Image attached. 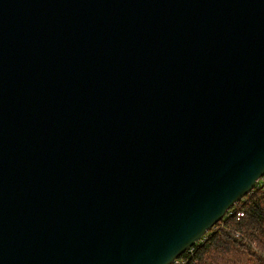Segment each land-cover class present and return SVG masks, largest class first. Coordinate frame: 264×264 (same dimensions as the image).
Wrapping results in <instances>:
<instances>
[{
	"label": "water",
	"instance_id": "1",
	"mask_svg": "<svg viewBox=\"0 0 264 264\" xmlns=\"http://www.w3.org/2000/svg\"><path fill=\"white\" fill-rule=\"evenodd\" d=\"M264 174V0H0V264H172Z\"/></svg>",
	"mask_w": 264,
	"mask_h": 264
},
{
	"label": "trees",
	"instance_id": "2",
	"mask_svg": "<svg viewBox=\"0 0 264 264\" xmlns=\"http://www.w3.org/2000/svg\"><path fill=\"white\" fill-rule=\"evenodd\" d=\"M172 264H264V183L257 182Z\"/></svg>",
	"mask_w": 264,
	"mask_h": 264
},
{
	"label": "built area",
	"instance_id": "3",
	"mask_svg": "<svg viewBox=\"0 0 264 264\" xmlns=\"http://www.w3.org/2000/svg\"><path fill=\"white\" fill-rule=\"evenodd\" d=\"M259 181H261V182H263L264 183V174L262 175V177L257 181V182H259ZM237 215L238 216H241L242 215V212H237ZM203 237V236H202ZM201 237V238H202ZM200 240V239H199ZM177 260V259H176Z\"/></svg>",
	"mask_w": 264,
	"mask_h": 264
},
{
	"label": "rangeland",
	"instance_id": "4",
	"mask_svg": "<svg viewBox=\"0 0 264 264\" xmlns=\"http://www.w3.org/2000/svg\"><path fill=\"white\" fill-rule=\"evenodd\" d=\"M202 238H200V240H201ZM180 261V260H179Z\"/></svg>",
	"mask_w": 264,
	"mask_h": 264
}]
</instances>
